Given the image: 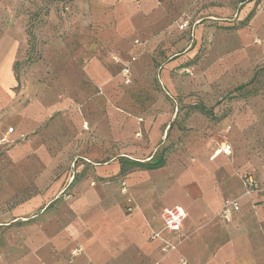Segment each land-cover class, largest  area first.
<instances>
[{"label": "crops", "instance_id": "obj_1", "mask_svg": "<svg viewBox=\"0 0 264 264\" xmlns=\"http://www.w3.org/2000/svg\"><path fill=\"white\" fill-rule=\"evenodd\" d=\"M185 1L89 0L94 26L82 45L86 85L93 92L83 106L90 112L87 119L99 145L97 156L105 159L87 161L83 164L87 172L79 175L72 171L52 178L49 170L38 177L39 184H49L47 196L60 191L63 200H74L79 207L46 208L23 218L15 254L10 255L8 243H3L0 264H176L180 256L189 264H264V194L248 196L241 183L242 175L250 172L264 187L256 175V170L264 175L262 163L254 167L215 153L186 168L178 156L169 154L161 168L132 169L128 197L121 190V158L147 162L169 142L176 111L159 90L179 91L182 81L170 78V69L180 59L175 57L194 55L201 39L198 33L172 31L176 15L171 9L182 8ZM19 45L11 32L0 33V114L15 122L12 138L26 135L31 125L39 126L46 111L55 113L71 102L35 99L25 106L23 91L15 89ZM149 56L161 65H147ZM131 57H136L131 82L125 83L122 64ZM156 99L165 105L163 112L154 111ZM260 129L264 134V118ZM228 142L233 153L235 144ZM211 151L206 150L205 156ZM226 199H239L241 204L230 222L218 215ZM255 201L262 203L253 212ZM127 203L132 205L131 213L125 209ZM176 205L183 206L188 217L177 250L165 255L152 234L163 227V211ZM78 247L83 251L74 255Z\"/></svg>", "mask_w": 264, "mask_h": 264}, {"label": "rangeland", "instance_id": "obj_2", "mask_svg": "<svg viewBox=\"0 0 264 264\" xmlns=\"http://www.w3.org/2000/svg\"><path fill=\"white\" fill-rule=\"evenodd\" d=\"M91 11L89 0H0V33L11 32L20 41L15 89L23 91L25 106L35 99H71L55 113L46 111L39 126L28 128L24 140L9 147L0 145V246L8 243L10 255L15 254L17 228L23 218L46 208L72 211L79 207L74 200H63L60 191L47 196L49 184H39L38 177L49 170L54 173L52 178L69 176L72 171L79 175L87 161L105 159L97 156L99 145L87 119L90 112L83 106L93 92L86 85L82 45L88 29L93 30ZM171 12L176 15L172 31L198 33L201 39L194 55L175 57L180 59L170 69V78L182 81L179 91L158 89L176 111L169 142L163 146L166 154H175L189 168L209 159L223 141H230L235 148L225 155L229 159L264 166L260 129L264 118V0H186L182 8L174 7ZM181 23L187 27L180 29ZM147 60V65H161L154 57ZM144 77L145 73L141 80ZM175 95L179 99H173ZM158 101L153 107L160 113L165 105ZM9 126L15 122L0 114V133ZM208 149L212 151L205 156ZM129 160L122 157L121 164ZM130 173L132 165L126 164L120 181L126 197L129 194L123 188L128 187ZM256 175L264 182V175L257 170ZM263 191L261 185L259 193ZM260 202L253 203V212ZM125 209L131 213L132 205L127 203Z\"/></svg>", "mask_w": 264, "mask_h": 264}, {"label": "built area", "instance_id": "obj_3", "mask_svg": "<svg viewBox=\"0 0 264 264\" xmlns=\"http://www.w3.org/2000/svg\"><path fill=\"white\" fill-rule=\"evenodd\" d=\"M187 27V23L179 24L180 29ZM136 60V57H131L130 60L124 61L122 64V76L125 83L131 82V67L132 63ZM16 133L14 127H8L4 134L0 137V145L9 147L13 143H17L25 139L24 133H19L16 137L12 138L11 134ZM215 153H224L226 155L232 154V146L228 141H223L219 144V147ZM214 153V154H215ZM243 183L246 188V194L252 195L253 193L261 191V184L255 178L254 174L246 172L242 175ZM123 191H127V187L123 188ZM241 208L239 199H226L220 210L219 217L227 222H230L233 214L238 212ZM188 217L187 210L181 206L176 205L166 208L162 213L163 227L160 231L154 232L152 238L160 242V250L163 254H169L177 250L179 244V238L182 234L184 222ZM83 251L82 247H78L73 251V254H79ZM176 264H189L188 260L180 256Z\"/></svg>", "mask_w": 264, "mask_h": 264}, {"label": "trees", "instance_id": "obj_4", "mask_svg": "<svg viewBox=\"0 0 264 264\" xmlns=\"http://www.w3.org/2000/svg\"><path fill=\"white\" fill-rule=\"evenodd\" d=\"M166 153H167V149L162 147L161 151L159 152L158 157H154L150 161L140 162V161H135V160H129L127 163L121 164V172L125 173L126 164H131L132 169L134 167H138L140 169H149V170L161 168V167L165 166V164H166V158L168 156Z\"/></svg>", "mask_w": 264, "mask_h": 264}, {"label": "bare ground", "instance_id": "obj_5", "mask_svg": "<svg viewBox=\"0 0 264 264\" xmlns=\"http://www.w3.org/2000/svg\"><path fill=\"white\" fill-rule=\"evenodd\" d=\"M130 198H128V200H129Z\"/></svg>", "mask_w": 264, "mask_h": 264}]
</instances>
